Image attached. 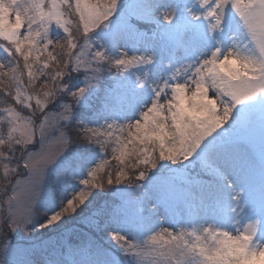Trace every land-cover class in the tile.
Returning <instances> with one entry per match:
<instances>
[{
	"label": "snow or ice",
	"instance_id": "1",
	"mask_svg": "<svg viewBox=\"0 0 264 264\" xmlns=\"http://www.w3.org/2000/svg\"><path fill=\"white\" fill-rule=\"evenodd\" d=\"M0 264H264V0H0Z\"/></svg>",
	"mask_w": 264,
	"mask_h": 264
}]
</instances>
